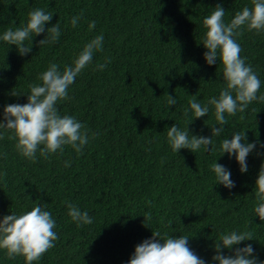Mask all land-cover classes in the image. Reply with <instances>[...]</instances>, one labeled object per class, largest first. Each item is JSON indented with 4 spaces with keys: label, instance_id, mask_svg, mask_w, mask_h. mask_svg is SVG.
Here are the masks:
<instances>
[{
    "label": "trees",
    "instance_id": "1",
    "mask_svg": "<svg viewBox=\"0 0 264 264\" xmlns=\"http://www.w3.org/2000/svg\"><path fill=\"white\" fill-rule=\"evenodd\" d=\"M217 4L226 11V23L245 6L253 7L251 0H0V36L26 24L36 8L54 13L46 29L57 21L61 28L51 45L38 44L47 31L34 36L26 55L0 40V120L5 106L28 102L30 85L42 83L38 77L50 62L63 71L85 44L104 37L103 51L69 86L70 99L57 103L62 116H74L88 130L82 155L64 146L47 159L37 152L33 163L17 152L12 133L0 129V220L40 205L56 221L55 247L33 264H129L135 247L152 231L189 236V247L206 264H219L212 257L221 234L251 231L255 238L233 249L251 244L264 261V221L254 211L255 182L264 165V103L254 101L244 112L226 114L228 124L212 138V151L173 152L167 139L173 124L211 137L217 123L211 105L204 117L194 119L191 111L184 115L190 100L204 106L226 87L219 57L213 65L204 57L203 20ZM92 21L96 27L90 31ZM236 40L261 81L258 95H264V32L244 30ZM109 57L103 71L94 70ZM168 95L176 105L167 106ZM244 130L246 142L256 148L247 157L248 171L241 173L235 156L220 149L223 139ZM93 133L98 135L93 138ZM214 162L230 170L234 188L216 184ZM65 202L87 211L93 223L77 227ZM0 264H25V259H8L0 249Z\"/></svg>",
    "mask_w": 264,
    "mask_h": 264
},
{
    "label": "clouds",
    "instance_id": "2",
    "mask_svg": "<svg viewBox=\"0 0 264 264\" xmlns=\"http://www.w3.org/2000/svg\"><path fill=\"white\" fill-rule=\"evenodd\" d=\"M251 3L252 8L245 6L241 11H237L228 23L224 20L226 11L221 4H217L214 11L204 18L203 25L207 29L203 39V45L207 49L204 57L209 65L215 64L219 57L224 66L223 78L226 87L221 90L219 97H211L204 106H201L196 99H192L189 101L190 109H184L186 117L191 111L195 119L207 115L209 105L213 106L217 123L211 126L212 136L192 135L189 127L182 130L177 124H173L167 131L168 144L173 152L189 149L195 153L202 147L206 151L214 150L212 138L220 136L224 126L228 124L226 114L235 116L237 112H244L254 101L264 103V95H258L261 81L252 65L246 64L247 57H241L242 48L236 40L243 35L244 30L249 32L254 30L256 34L264 32V0H251ZM53 14V12L36 8L29 12L26 24L15 30L9 28L0 36V40L9 45H15L20 55L31 52L33 37L45 31L47 35L38 41L39 46L54 44L60 38L61 28L57 21L46 29V24L52 20ZM80 19V15L73 17L72 26L76 27ZM95 27L96 22L92 21L89 24V30ZM26 41L30 43L26 44ZM103 41V34L90 40L73 60L72 65H65L63 71L57 63L50 62L47 70L38 77L42 83L30 85L27 103L9 104L4 107L0 129L9 130L12 133L9 139L17 141L15 147L22 157L35 163L37 152L47 159L50 154L63 152L64 146H71L78 155L83 154L85 145L89 143L88 130L74 116H62L57 109V103L70 99L69 86L85 68L92 64L94 54L103 51ZM109 63H111L110 57L105 63H98L94 70L103 71ZM11 94L20 95L16 92ZM176 103L175 97L168 95L167 106L176 105ZM96 135L98 133H93V138ZM0 139H3L2 135ZM246 141L247 133L244 130L234 132L231 139L225 138L221 142L222 155L227 153L230 157L235 156L241 173L248 171L247 157L256 148L255 142ZM209 145H211L210 149ZM261 146L264 147V144ZM64 166L70 167L71 161H65ZM210 167L215 173L216 184H222L229 189L235 187L231 172L224 165L214 162ZM255 188L254 211L260 220L264 221V165L259 171ZM65 203L68 215L72 221L76 222L77 227L93 223V218L87 211H81L73 203ZM147 203L151 204V201ZM144 217V224L148 226L146 221L151 220V212ZM169 224L171 225V221ZM55 227L56 221L51 212L44 210L40 205L20 215L15 213L6 215L0 220V249L5 250L8 259L23 256L25 264H33L39 261L48 250L55 247L54 242L59 239L54 231ZM254 238L251 231L233 230L221 234L214 244L216 254L212 260L218 261L219 264H264V261H260L254 255L251 244L233 249L234 245ZM225 248L233 250L234 254L225 255L222 251ZM129 264H206V262L189 247V236L182 235L177 238L167 233L162 234L160 231H152L151 238L145 239L135 247Z\"/></svg>",
    "mask_w": 264,
    "mask_h": 264
}]
</instances>
